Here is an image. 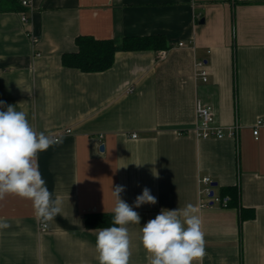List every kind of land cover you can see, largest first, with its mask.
Returning a JSON list of instances; mask_svg holds the SVG:
<instances>
[{"label": "crops", "instance_id": "obj_1", "mask_svg": "<svg viewBox=\"0 0 264 264\" xmlns=\"http://www.w3.org/2000/svg\"><path fill=\"white\" fill-rule=\"evenodd\" d=\"M18 2L0 0V110L13 105L37 133L59 135L38 164L62 203L43 221L29 200L0 201V264H99L102 227L85 221L113 215L117 185L141 217L128 225L130 264H148L141 227L187 204L202 219V264H264V126L253 136L264 119V0H30L28 22ZM82 35L116 46L161 36L166 49L117 51L109 69L83 73L61 62ZM198 105L236 136L198 137ZM145 187L157 203L136 208Z\"/></svg>", "mask_w": 264, "mask_h": 264}, {"label": "clouds", "instance_id": "obj_2", "mask_svg": "<svg viewBox=\"0 0 264 264\" xmlns=\"http://www.w3.org/2000/svg\"><path fill=\"white\" fill-rule=\"evenodd\" d=\"M5 104L0 101V108ZM60 143L59 139L37 133L24 111L13 105L0 110V201L15 195L31 201L37 218L51 221L61 212L62 201L52 199L38 164V154ZM124 186L112 189L114 197L111 227L97 228L96 252L99 264H130L129 224H140L141 217L121 198ZM157 198L145 187L135 198L134 207L156 204ZM8 227L0 224V228ZM140 244L148 254V264H202L205 240L199 209L187 204L183 209H162L141 227Z\"/></svg>", "mask_w": 264, "mask_h": 264}, {"label": "trees", "instance_id": "obj_3", "mask_svg": "<svg viewBox=\"0 0 264 264\" xmlns=\"http://www.w3.org/2000/svg\"><path fill=\"white\" fill-rule=\"evenodd\" d=\"M13 1L18 2V0ZM75 43L77 52L65 54L61 62L63 66L76 68L83 73L109 69L112 66L114 54L117 51L166 49L165 39L161 36L140 39L126 38L121 46H116L112 40H96L93 37L82 35L76 39ZM230 197L229 200L232 201L233 198L232 196ZM112 217L113 215L111 214L97 215L94 216V219L87 217L85 222L88 226L111 227L113 226Z\"/></svg>", "mask_w": 264, "mask_h": 264}, {"label": "built area", "instance_id": "obj_4", "mask_svg": "<svg viewBox=\"0 0 264 264\" xmlns=\"http://www.w3.org/2000/svg\"><path fill=\"white\" fill-rule=\"evenodd\" d=\"M20 3V6L25 9L24 12L21 13V19L23 22H28V13L26 10H28L30 6V0H18ZM33 42L36 43L37 39L33 38ZM183 44L179 43L178 46L181 47ZM166 50H162L158 53L159 58H163L166 56ZM196 76L198 78L200 77L203 81H207V71L204 69V62H199L197 64V71ZM196 119L197 123L195 125L194 131L197 133L198 137L202 138H224V137H235L236 136V127H230L228 131L225 132L223 127L217 125L214 122V118L208 108L202 107L201 105L197 106L196 109ZM264 126V119H258L256 124L253 127V136L254 139L258 138L259 135V127ZM70 130H65L64 133L69 134ZM133 138H136L137 135H132ZM55 138L59 139V135H57ZM201 184L204 185L203 191L205 195L213 196L211 195L213 192L210 189L211 186V180L208 177L203 178L201 181ZM215 202L219 201L218 199L214 200ZM47 225L41 224L40 230L42 232H45L47 229Z\"/></svg>", "mask_w": 264, "mask_h": 264}, {"label": "water", "instance_id": "obj_5", "mask_svg": "<svg viewBox=\"0 0 264 264\" xmlns=\"http://www.w3.org/2000/svg\"><path fill=\"white\" fill-rule=\"evenodd\" d=\"M101 149H102V147L100 148V151H101ZM214 186H215V184H214ZM211 195H213V193Z\"/></svg>", "mask_w": 264, "mask_h": 264}]
</instances>
